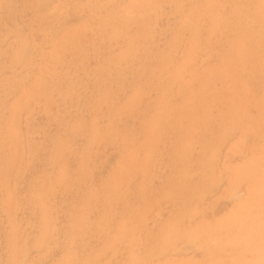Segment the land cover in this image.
<instances>
[{"label":"rangeland","instance_id":"rangeland-1","mask_svg":"<svg viewBox=\"0 0 264 264\" xmlns=\"http://www.w3.org/2000/svg\"><path fill=\"white\" fill-rule=\"evenodd\" d=\"M263 3L0 0V264H264Z\"/></svg>","mask_w":264,"mask_h":264},{"label":"bare ground","instance_id":"bare-ground-1","mask_svg":"<svg viewBox=\"0 0 264 264\" xmlns=\"http://www.w3.org/2000/svg\"><path fill=\"white\" fill-rule=\"evenodd\" d=\"M216 2H217V1H216ZM226 3H227V2H226ZM258 4H259V2H258ZM263 4H264V3H263ZM259 6H260V5H259ZM259 6H258V7H259ZM211 8H212V7H211ZM258 11H259V10H258ZM259 12H260V11H259ZM216 13H217V12H216ZM232 13H233V12H232ZM243 13H244V12H243ZM192 14H193V13H192ZM196 14H197V13H196ZM245 14H246V13H245ZM230 15H231V14H230ZM188 18H189V17H188ZM188 18H187V19H188ZM191 18H192V17H191ZM191 18H190V19H191ZM213 18H214V17H213ZM195 20H196V19H195ZM219 20H220V19H219ZM221 20H222V19H221ZM226 21H227V20H226ZM261 22H263V21L261 20ZM261 22H259V23H261ZM187 23H188V21H187ZM259 23H258V24H259ZM211 24H212V23H211ZM222 24H223V23H222ZM240 24H241V23H240ZM258 24H257V25H258ZM223 25H224V24H223ZM192 26H193V25H192ZM196 26H197V25H196ZM233 26H234V25H233ZM258 27H259V26H258ZM262 27H263V26H262ZM245 29H246V28H245ZM257 29H259V28H257ZM257 29H256V31H257ZM256 31H255V32H256ZM258 32H260L259 34H262V33H263V35H264V30H263L262 32L259 30ZM253 34H255V33H253ZM256 34H257V33H256ZM259 34H257V35H259ZM243 35H244V34H243ZM251 35H252V34H251ZM252 37H253V39H254V36H252ZM256 38H257V39H258V38L260 39L261 37H260V36H259V37L257 36ZM262 38H264V37H262ZM246 39H247V38H246ZM254 40H255V39H254ZM254 40H251V43H253L252 41H254ZM249 41H250V40H249ZM260 41L263 42V40H260ZM246 42H247V41H246ZM246 42H244V43H246ZM239 44L241 45V44H242V41H241V43H239ZM253 44H255V41H254ZM242 45H243V44H242ZM244 46L247 47L246 44L243 45L242 47H244ZM258 46H259V45H258ZM249 47H251V45H250ZM256 47H257V46H256ZM252 48H253V47H252ZM254 48H255V47H254ZM240 49H241V48H240ZM255 49H256V48H255ZM255 49H254V50H255ZM204 50H205V49H204ZM236 50H237V49H236ZM237 51H238V50H237ZM241 51H243V50H241ZM244 51H245V49H244ZM244 51H243V54H244ZM248 51H252V52H250V54L254 53L253 50H250V49H249ZM239 52H240V51H239ZM255 52H257V50H255ZM234 53H235V52H234ZM245 53H247V52H245ZM238 54H239V53H238ZM205 55H206V54H205ZM234 55H235V54H234ZM240 55H242V54L240 53ZM244 55H245V54H244ZM248 55H249V53H248ZM245 57H246V56H245ZM247 57H249V56H247ZM251 57H252V56H251ZM230 59H231V58H230ZM237 59H238V58H237ZM240 59H241V58H240ZM247 59H248V58H247ZM239 61H240V60H239ZM243 61H244V59H243ZM245 62H246V61H244V63H245ZM237 63H238L237 65L240 64L238 61H237ZM241 63H242V60H241ZM240 66H241V65H240ZM247 66H248V65H247ZM223 67H224V66H223ZM237 67H238V66H237ZM248 67H250V66H248ZM250 69H251V67H250ZM212 70H213V69H212ZM215 70H216V69H215ZM215 70H214V71H215ZM240 70H241V69H240ZM243 70H244V68H243ZM208 71H209V70H208ZM241 71H242V70H241ZM248 71H249V70H248ZM250 71H251V70H250ZM250 71H249V72H250ZM249 72H247V73H249ZM210 73H211V72H210ZM222 73H223V72H222ZM212 74H213V73H212ZM212 74H211V75H212ZM215 74H216V73H215ZM234 74H235V73H234ZM205 75H206V74H205ZM220 75H221V72H220ZM203 78H204V77H203ZM206 78H207V77H206ZM189 79H190V78H189ZM228 79H229V78H228ZM225 80H226V79H225ZM208 81H209V80H208ZM226 81H227V80H226ZM237 85H238V84H237ZM205 87H207V86H205ZM199 90H200V89H199ZM203 90H204V89H203ZM204 93H205V91H204ZM204 93H203V94H204ZM204 95H205V94H204ZM204 97H205V96H204ZM227 99H228V98H227ZM221 100H222V99H221ZM230 104H231V103H230ZM252 104H253V103H252ZM240 105H241V104H240ZM193 111H194V110H193ZM232 115H234V114H232ZM258 117H259V116H258ZM234 118H235V117H234ZM261 119H262V118H261ZM254 123H255V122H254ZM262 123H263V122H262ZM238 124H239V123H238ZM216 125H217V124H216ZM239 126H240V125H239ZM228 127H229V126H228ZM233 127H234V126H233ZM237 127H238V126H237ZM245 127H246V126H245ZM238 128H239V127H238ZM238 128H237V129H238ZM244 129H245V128H244ZM239 132H240V131H239ZM189 133H190V132H189ZM262 134H263V133H262ZM219 136H220V135H219ZM261 136H262V135H261ZM229 137H230V136H229ZM185 143H186V141H185ZM262 143H264V142H262ZM214 148H215V147H214ZM263 150H264V149H263ZM184 152H185V151H184ZM213 156H214V155H213ZM256 156H258V155H256ZM253 157H254V156H253ZM260 157H262V156H260ZM260 160H261V159H260ZM252 161H253V160H252ZM261 162L263 163V160H261ZM262 163H261V164H262ZM236 164H237V163H236ZM254 164H256V163H254ZM261 164L259 163V165H261ZM256 165H257V164H256ZM252 168H253V167H252ZM252 168H251V170L254 169V168H253V169H252ZM260 168H261V166H260ZM262 168H263V167H262ZM237 169H238V168H237ZM235 170H236V169H235ZM235 170H234V171H235ZM238 170H239V169H238ZM263 171H264V170H263ZM194 172H195V171H194ZM237 172H238V171H237ZM241 172H243V171H241ZM241 172H240V173H241ZM254 172H255V169H254ZM254 172H253V173H254ZM259 172H260V171H259ZM210 173H211V172H210ZM240 173H239V174H240ZM248 173H249V172H248ZM253 173H252V174H253ZM234 174H235V173H234ZM237 174H238V173H237ZM239 174H238V176H239ZM243 174H244V173H243ZM260 174H261V173H260ZM260 174H259V176H260ZM235 175H236V174H235ZM240 175H241V174H240ZM248 175H249V174H248ZM255 175H257V174H255ZM183 176H184V174H183ZM238 176H236V177H238ZM249 176H251V175H249ZM253 176H254V175H253ZM253 176H252V177H253ZM261 176H263V175H261ZM246 177H248V176L246 175ZM246 177H245V179H247V181H248V178H246ZM238 178H239V177H238ZM240 178H241V177H240ZM242 178H243V176H242ZM249 178H250V177H249ZM263 178H264V177H263ZM243 179H244V178H243ZM253 179H255V177H254ZM257 179L259 180V178H257ZM184 180H185V178H184ZM239 180H240V179H239ZM250 180H251V179H250ZM250 180H249V181H250ZM261 180H262V179H261ZM185 181H186V180H185ZM185 181H184V183H185ZM243 181H245V180H243ZM249 181H248V182H249ZM254 182H255V181H254ZM261 182H262V181H261ZM262 183H263V182H262ZM181 184H182V183H181ZM185 184H186V183H185ZM211 184H212V183H211ZM256 184H258V183L256 182ZM212 185H213V184H212ZM253 185H254V184H253ZM263 185H264V183H263ZM251 186H252V185H251ZM257 186H259V184H258ZM173 187H174V186H173ZM215 187H216V185H215ZM232 187H233V186H232ZM249 187H250V186H249ZM252 187H253V186H252ZM252 187H250V188H252ZM262 187H263V186H262ZM253 188H254V187H253ZM253 188H252V189H253ZM256 188H257V187H256ZM263 188H264V187H263ZM183 189H184V188H183ZM190 189H191V188H190ZM202 191H203V190H202ZM178 192H179V191H178ZM188 192H189V191H188ZM203 193H204V191H203ZM227 194H228V193H227ZM247 194H248V193H247ZM203 195H204V194H203ZM234 195H235V194H234ZM253 195H254V194H253ZM253 195H252V196H253ZM178 196H179V195H178ZM218 197H219V196H218ZM191 198H192V197H191ZM236 198H237V197H236ZM252 198H253V197H252ZM259 198H260V197H259ZM261 198H262V197H261ZM261 198H260V199H261ZM255 199H256V198H255ZM260 199H259V201H261ZM243 200H244V199H243ZM243 200H242V201H243ZM250 201H251L250 203H252V200H250ZM259 201H258V202H259ZM187 202H188V201H187ZM190 203H191V202H190ZM250 203H249V204H250ZM253 203L256 204L257 202H256V203L253 202ZM260 203H261V202H260ZM260 203H259V206H256V205H255L256 208L261 207V206H260ZM249 204H247V206H248ZM190 205H191V204H190ZM257 205H258V204H257ZM262 205H263V204H262ZM243 207H244V206H243ZM245 207H246V206H245ZM246 208H247V207H246ZM239 209H240V212H243V214L245 215V213H244L245 211H242V210H244V209H242V210H241V208H239ZM247 209H248V208H247ZM252 209H254V208H251V212H252ZM259 209H260V208H259ZM262 209H263V208H262ZM262 209H261V211H263ZM237 210H238V209H237ZM245 210H246V209H245ZM257 210H258V209H256V211H257ZM191 211H192V210H191ZM238 211H239V210H238ZM238 211L235 210V213L238 212ZM253 211L255 212V210H253ZM258 211H259V210H258ZM251 212H250V213H251ZM254 212H253V214H254ZM248 213H249V212H248ZM260 213H261V212H260ZM263 214H264V213H263ZM254 215H255V216H254ZM254 215H253L254 217H256V215L259 216V215L256 214V213H255ZM233 216H235V214L232 215V217H233ZM246 216H247V214H246ZM251 216H252V215L248 216V217H247V220H248V218H250ZM253 216H252V217H253ZM262 216H264V215H262ZM232 217H231V218H232ZM252 217H251V219H252ZM225 218H226V217H225ZM241 218H242V217H241ZM234 219H235V218H234ZM239 219H240V218H238V220H239ZM242 219H243V218H242ZM253 219H254V218H253ZM229 220H230V219H229ZM235 220H236V219H235ZM235 220H234V221H235ZM245 220H246V218H245ZM247 220H246V221H247ZM263 220H264V219H263ZM263 220H257V222H259V221H263ZM231 221L233 222V218H232ZM255 221H256V220H255ZM238 222H239V221H238ZM247 222H248V221H247ZM250 222H251V224L254 223V222L252 223V221H250ZM206 223H207V222H206ZM234 223H235V222H234ZM234 223H233V224H234ZM255 223H256V222H255ZM260 223H262L263 226H264V223H263V222H260ZM228 224H229V223H228ZM231 224H232V223H231ZM231 224H229V226H231ZM236 224H237V223H236ZM245 224H246V222H245ZM245 224H244V225H245ZM225 225H227V224L225 223ZM225 225H224V226H225ZM239 225H240V224H239ZM244 225H243V227L246 228ZM257 225H258V223H257ZM224 226H223V227H224ZM229 226L227 225V227H229ZM233 226H234V225H233ZM246 226H247V225H246ZM253 226H254V225H253ZM253 226H252V227H253ZM200 227H201V226H200ZM236 227H237V225L235 226V228H236ZM240 227H241V225H240ZM254 227H255V226H254ZM257 227H258V226H257ZM221 228H222V227H221ZM232 228H233V227H232ZM235 228H234V229H235ZM244 228H243V229H244ZM228 229H230V228H228ZM234 229H233V231H234ZM237 229H239V228H237ZM253 229H254V228H253ZM230 230H231V229H230ZM239 230H240V229H239ZM42 231H43V230H42ZM44 231H45V230H44ZM243 231H244V230H243ZM249 231H250V230H249ZM249 231H248V233H249ZM230 232H232V231H230ZM235 232H236V230H235ZM240 232H242V230H241ZM44 233H45V232H44ZM171 233H172V232H171ZM192 233H194V232H192ZM227 233H229V230H228ZM232 233H233V232H232ZM232 233H231V234H232ZM237 233H239V232H237ZM245 233H246V229H245ZM254 233H255V231H254ZM225 234H226V232H225ZM249 234H251V233H249ZM249 234H248V235H249ZM261 234H262V233H261ZM169 235H170V234H169ZM169 235H168V236H169ZM174 235H175V234H174ZM177 235H178V234H177ZM229 235H230V234H229ZM232 235H233V234H232ZM236 235H237V234H236ZM236 235H234V236H236ZM259 235H260V234H259ZM259 235H258V236H259ZM263 235H264V232H263ZM171 236H172V234H171ZM196 236H197V235H196ZM224 236H225V235H224ZM226 236H227V235H226ZM237 236H238V235H237ZM258 236H257L256 239H258ZM261 236H262V235H261ZM47 237H48V236H47ZM165 237H166V236H165ZM192 237H193V236H192ZM227 237H233V236L230 235V236H227ZM238 237H239V236H238ZM243 237H244V236H243ZM243 237H242V238H243ZM251 237H252V236H250V238H251ZM253 237H254V236H253ZM262 237H263V236H262ZM262 237H261V238H262ZM182 238H183V237H182ZM196 238H197V237H196ZM236 238H237V237H236ZM246 238H247V236H246ZM49 239H50V238H49ZM232 239H233V238H232ZM247 239H248V238H247ZM247 239H246V240H247ZM259 239H260V238H259ZM161 240H162V239H161ZM195 240H196V239H195ZM242 240H243V239H242ZM261 240L263 241V239H261ZM261 240H260V241H261ZM196 241H197V240H196ZM206 241H207V240H206ZM243 241H244V240H243ZM253 241H254V240H253ZM257 241L259 242V240H257ZM257 241H256V242H257ZM262 241H261V242H262ZM168 242H169V241H168ZM198 242H199V240H198ZM215 242H216V241H215ZM215 242H214V243H215ZM237 242H238V241H237ZM237 242H235V244H236ZM241 242H242V241H241ZM256 242H255V244H256ZM196 243H197V242H196ZM207 243H210V241H208ZM211 243L213 244V241H212ZM219 243H220V244H219L218 246L221 245V242H219ZM224 243H225V242H224ZM224 243H222L221 246L224 247V245H223ZM227 243H228V244H227ZM227 243H225V244H227V245H226V248H227V246H230L229 242H227ZM247 243H248V242H247ZM251 243H252V242H251ZM162 244H163V243H162ZM166 244H167V243H166ZM240 244H242V243H239V246H240ZM252 244H253V243H252ZM255 244H254V245H255ZM259 244H260V243H258V244H256V245H259ZM263 244H264V242H263ZM174 245H175V243H174ZM201 245H203V244H201ZM204 245H205V244H204ZM209 245H210V244H209ZM215 245H216V244H215ZM236 245H237V244H236ZM250 245H251V244H250ZM256 245H255V246H256ZM213 246H214V245H213ZM218 246H215V248H216V247L218 248ZM261 246H262V245H261ZM261 246H260V248H258L259 246H258L257 248L255 247V248H256V249H259V251H260V250L262 249ZM168 247H169V246H168ZM172 247H173V245H172ZM172 247H171V248H172ZM204 247H205V246H204ZM252 247H253V246H252ZM263 247H264V246H263ZM169 248H170V247H169ZM174 248H175V247H174ZM174 248H173V249H174ZM196 248H197V247H196ZM208 248H209V247H208ZM228 248H229V247H228ZM230 248H232V247H230ZM236 248H237V247H236ZM240 248H241V246H240ZM240 248H239V252H240ZM242 248H243V246H242ZM198 249H199V248H198ZM200 249H201V247H200ZM212 249H213V248H212ZM249 249H250V248H249ZM206 250H207V249H206ZM210 250H211V248H210ZM254 250H255V249H254ZM263 250H264V249H263ZM249 251H250V250H249ZM251 251H252V250H251ZM247 252H248V251H247ZM211 253H212V252H211ZM243 253L245 254V252H243ZM243 253H242V254H243ZM252 253H253V252H252ZM257 253H258V252H257ZM15 255H16V254H15ZM234 255H235V252H234ZM247 255H248V254H247ZM207 256H208V255H207ZM237 256H238V252H237ZM241 256H242V255H241ZM259 256H260V255H259ZM259 256H258V257H259ZM203 257H206V256H203ZM238 257H239V256H238ZM256 257H257V256H256ZM208 258H209V257H208ZM210 258H211V257H210ZM229 258H231V257H229ZM233 258H236V257L233 256ZM213 259H214V258H213ZM243 259L246 261L245 258H243ZM258 259H259V258H258ZM204 260L206 261V259H204ZM210 260H211V259H210ZM239 260L241 261V258H240ZM262 260H264V259H262ZM148 261H149V260H148ZM236 261H237V259H235V262H236ZM245 261H244V262H245ZM220 262H221V260H220ZM228 262L231 264L230 261H227V263H228ZM238 262H239V261H238ZM211 263H212V262H211ZM215 263H216V262H215ZM215 263H213V264H215ZM222 263H223V262H222ZM239 263H240V262H239ZM248 263H250V262L247 261V264H248ZM236 264H238V263L236 262ZM244 264H246V263H244ZM250 264H252V262H251Z\"/></svg>","mask_w":264,"mask_h":264}]
</instances>
